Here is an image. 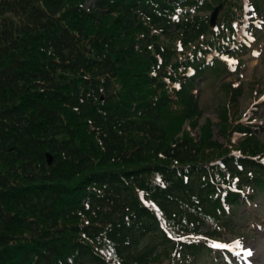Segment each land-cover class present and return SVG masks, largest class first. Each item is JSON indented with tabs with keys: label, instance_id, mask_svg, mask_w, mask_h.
Returning <instances> with one entry per match:
<instances>
[{
	"label": "trees",
	"instance_id": "obj_1",
	"mask_svg": "<svg viewBox=\"0 0 264 264\" xmlns=\"http://www.w3.org/2000/svg\"><path fill=\"white\" fill-rule=\"evenodd\" d=\"M261 20L264 0H0V264L215 257L264 198V90L242 113L227 80Z\"/></svg>",
	"mask_w": 264,
	"mask_h": 264
},
{
	"label": "rangeland",
	"instance_id": "obj_2",
	"mask_svg": "<svg viewBox=\"0 0 264 264\" xmlns=\"http://www.w3.org/2000/svg\"><path fill=\"white\" fill-rule=\"evenodd\" d=\"M263 22L264 20L260 21L261 25L259 27L264 26ZM241 38L243 41L245 35ZM254 53H258V55H254ZM244 58L246 63L242 72L227 79L229 81L239 77L245 84V92L240 99L242 113H245L253 105L254 94L251 88L257 85L261 90H264V36ZM219 95H221V92L217 83L208 82L204 84L201 98L204 111L202 123L206 119H210L213 123L218 122L215 109L218 104ZM257 100L262 102L264 98L259 96ZM262 107L264 111V105ZM214 131L216 134L217 129ZM217 138L221 140L220 136ZM260 140L264 143V133L260 135ZM235 211L237 219L236 231L233 235L226 237L225 241L219 243L228 247L224 249L215 248L214 251L217 255L215 257L205 255V259L201 264H264V198L256 201L253 205H242ZM237 241L241 242L242 249L251 250V257L247 259L240 257L233 260L232 257L228 256L227 260V249H237L235 246ZM230 259L232 263H229Z\"/></svg>",
	"mask_w": 264,
	"mask_h": 264
},
{
	"label": "water",
	"instance_id": "obj_3",
	"mask_svg": "<svg viewBox=\"0 0 264 264\" xmlns=\"http://www.w3.org/2000/svg\"><path fill=\"white\" fill-rule=\"evenodd\" d=\"M222 9H223V7L220 6V7L216 8L214 10V12L212 13V15L210 17L212 27H215L216 26V21L218 19V15H219L220 11H222ZM46 157H47L48 164L49 165H52L53 164V161H54V158H53L52 154L48 153L46 155Z\"/></svg>",
	"mask_w": 264,
	"mask_h": 264
},
{
	"label": "snow or ice",
	"instance_id": "obj_4",
	"mask_svg": "<svg viewBox=\"0 0 264 264\" xmlns=\"http://www.w3.org/2000/svg\"><path fill=\"white\" fill-rule=\"evenodd\" d=\"M254 55H258V53H254ZM235 246H236L237 248L241 247V242H240V241H237ZM212 247H214V248H216V249H224V248H226V247H228V246H226V245H220V244H214V245H212ZM244 255H245L246 257H250V256L252 255L251 250L246 251V252L244 253Z\"/></svg>",
	"mask_w": 264,
	"mask_h": 264
}]
</instances>
